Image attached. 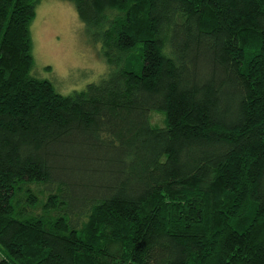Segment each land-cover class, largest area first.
I'll use <instances>...</instances> for the list:
<instances>
[{
	"label": "trees",
	"instance_id": "16d2710c",
	"mask_svg": "<svg viewBox=\"0 0 264 264\" xmlns=\"http://www.w3.org/2000/svg\"><path fill=\"white\" fill-rule=\"evenodd\" d=\"M40 1L0 0V264H264V0H67L110 68L69 94Z\"/></svg>",
	"mask_w": 264,
	"mask_h": 264
},
{
	"label": "rangeland",
	"instance_id": "374dc122",
	"mask_svg": "<svg viewBox=\"0 0 264 264\" xmlns=\"http://www.w3.org/2000/svg\"><path fill=\"white\" fill-rule=\"evenodd\" d=\"M31 36L33 73L51 81L62 94L99 83L110 70L101 42L94 40L72 2L41 0L31 24ZM153 121L163 125L164 117L155 113Z\"/></svg>",
	"mask_w": 264,
	"mask_h": 264
}]
</instances>
